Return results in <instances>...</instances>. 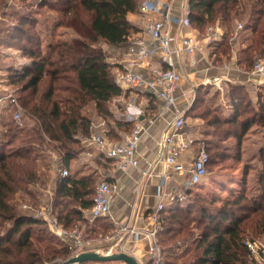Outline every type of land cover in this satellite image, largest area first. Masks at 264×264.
Wrapping results in <instances>:
<instances>
[{
    "label": "trees",
    "instance_id": "trees-1",
    "mask_svg": "<svg viewBox=\"0 0 264 264\" xmlns=\"http://www.w3.org/2000/svg\"><path fill=\"white\" fill-rule=\"evenodd\" d=\"M58 1L62 2L57 10L61 18L54 20L53 26H47L45 30L53 33L58 26H66L76 33L75 38L45 41V30L41 29L36 37L30 38L21 24L23 20L11 27L12 32L4 30V34L10 35V39L19 44V49L32 58L31 63L20 71L10 68L11 83L19 85L18 100L36 119L34 132L40 143L45 141L44 135L47 143L58 144L56 148L62 152L59 155L61 166L69 169L70 163L83 149L79 136L89 137L94 130L92 117L85 114V109L90 105L94 115L105 117L109 113V104L124 95L115 76L121 65L109 61L103 45H128L129 37L138 31L128 20L130 14L138 12V0ZM189 8L194 30L202 33L207 26L214 24L222 29L220 40L212 48L217 60L224 56L231 58V20L249 10L247 28L251 34L237 64L251 71L254 60L264 57V0H189ZM23 37L26 41H22ZM27 45H33V48L29 50ZM59 81L65 86L58 84ZM42 83L44 89H40ZM259 95L257 103L252 104L244 87L230 86L231 117L224 119L217 109L212 110L205 104L203 113L211 117L206 120L207 124L215 127L217 137L232 138L238 148L251 126L264 127V99L261 93ZM199 97L202 96H196L188 112L194 110ZM200 103L206 102L202 100ZM126 125L118 121L115 126L109 124L111 133L107 132L108 137L111 139V135L115 136ZM205 145L208 153L206 142ZM2 149L0 145V264L65 262L75 255L69 248V239L65 238L66 243L62 244L56 242L61 246L58 250L52 248L54 238H44L33 229L40 220L18 214L9 203L10 194L18 188L17 185L25 183L31 176L17 162L27 159L28 149L8 152ZM208 156L207 170L211 164L209 153ZM219 156L215 154L214 159ZM262 159L264 161V154ZM55 184L54 209L58 210L56 216L65 227L79 231L80 226L89 224L91 228H86V233L93 232L94 227L102 233L108 231L110 224L97 225L100 219L90 222L84 215L93 204L96 187L93 174L80 176L72 172L65 177L58 174ZM256 184L257 194L247 196L243 189L233 200L222 202L219 208H208L204 204L196 208V203L189 201L186 204L173 201L165 207L160 213L162 228L157 234L165 263L173 264L176 251L181 249L184 255L182 264H253L243 242L253 239L254 234L264 236V163ZM60 206L62 209H57ZM191 208L198 213L191 214ZM78 223L82 225L78 227Z\"/></svg>",
    "mask_w": 264,
    "mask_h": 264
},
{
    "label": "rangeland",
    "instance_id": "rangeland-1",
    "mask_svg": "<svg viewBox=\"0 0 264 264\" xmlns=\"http://www.w3.org/2000/svg\"><path fill=\"white\" fill-rule=\"evenodd\" d=\"M61 4L62 2H59L58 0H0V40L3 41L0 42V98L5 95H11L18 100L19 85L11 83L12 79L10 78V68H19L20 71L23 69H20L21 67H26V65L30 64L32 61L30 56L26 55L19 49L17 41L14 39L11 40L9 37L10 35L8 36L4 34L6 33L4 30L8 29L12 32L11 27L20 24L19 21L23 20L21 21V24L24 30L27 31V36L34 38L38 35L39 29L43 31L49 26H53L54 20L57 21V19L61 18V14L57 12V10L61 7ZM24 12V17L18 19V17ZM249 16V10L241 12L237 17L231 20V29L233 28V24L235 25L239 22L247 24ZM243 17L245 19L240 21ZM205 31L207 30H204L202 34H205ZM250 34V30L246 27L243 30H240L236 34L235 38L233 37L234 33L231 35V43H234V46L238 49L240 54H243V50L247 47ZM43 36L45 41L51 40L54 42L57 39L75 38L77 35L73 30L66 26H58L55 28L53 33L45 30L43 32ZM22 41H26L25 37H23ZM22 43L25 44L24 42ZM27 46H29L27 47L29 50L33 48V45ZM104 49L108 59H112L114 62L115 60H118L116 57H113L114 53L112 51L109 53L106 48ZM44 83L41 84L40 89L45 88ZM58 84L65 86V83H62L61 81H59ZM199 98L198 102L196 101L197 104L196 102L194 104V110H192V112H188V116L191 119L189 129H193V135H191V137L196 136L195 138L206 142L208 145V153L211 157V164L208 168L207 178L202 181L203 183L199 186V190H197L194 195L192 194L193 196L191 195L188 201L191 204L196 203V208H198L200 204H204V206L206 205L208 208H219L222 202L233 200L237 194L243 191V189L247 196L257 194L256 180L264 163L262 159V154H264V127L257 125L251 126L242 137L241 144L237 148L235 141L232 138L217 137L214 131L215 127L207 124L206 120L211 117H207L206 112L203 113L205 110V104L208 108L210 107V109L215 110L214 108H218L219 102L216 104L214 99H211L210 97ZM202 100H205L206 103L198 104ZM18 102L19 107L21 108V117L18 120L13 119L12 117L13 109L11 111H7L6 113L3 112V110H6L7 107L5 108L3 103H1L0 145L6 152L18 148L28 149V153L26 154L27 159L22 161L17 160V162L20 163L21 169L26 170L27 173L30 172L31 176L28 177V181L24 180L25 183H19L17 185L18 188L10 194L9 203L15 208V211L18 214L31 216L40 220V224L33 227V229H37L39 235L44 238L52 236L54 238V243L51 246L52 248L58 250L61 246L56 242H65V238H67V234L70 232V229H77H68L65 227L56 216L58 210L54 209L55 183L59 170L62 167L59 165V155L62 152L60 149H57L59 146L58 144L51 142L47 143L48 140L44 135L42 138H44L45 141L40 143L38 136L34 132L36 119H34L27 112L19 100ZM108 109L109 113L105 117L96 114L94 115L95 111L92 107L90 109L89 105L85 109V114L92 117L91 121L94 124H99L103 119L106 124L109 123L112 127V125H116L117 120L122 121V114H124L126 110L125 108L122 109V106H118L117 103L115 104L114 102L109 104ZM223 116L230 117L231 115L228 111L226 113L223 112ZM131 125L132 124L130 123L126 126H122L120 131H128ZM109 131L110 130L108 128L107 132ZM110 137L114 141H118L121 138L117 132L115 136L111 135ZM73 146L77 148L76 145ZM258 148H260L259 152H257ZM215 154H220L222 158L219 156L220 159H214ZM53 155H55L53 159H50ZM75 162L76 161H72L70 163V165H72V172L80 165H83L78 161L79 165ZM93 170H91L92 172L90 171V174L96 172ZM94 176L96 185L98 182L105 179L104 177L99 179L97 175ZM230 182H244L245 187L240 191L238 184L229 185ZM212 186L214 189H212ZM205 202H213L214 204L211 206V203ZM62 207H57V209L60 210ZM72 207L73 206H71V208ZM194 210L196 209L191 208V214L198 213V211ZM103 222L110 224V228H108V231L104 233L99 231L98 228H95L94 226L93 232L91 231L89 233L88 231L86 233L85 230L86 228H91L88 227L90 225H82L81 223L77 224L78 227L79 225H82L80 226L79 233L80 238L83 241V245L78 249L77 253H80L85 249L87 252H96L100 255L120 252L130 255L129 247L126 243L124 244V239L121 240L117 236L116 229L115 227L113 228V223L110 218L99 221L97 225L101 223L103 224ZM256 239H264V237H256L254 234L253 240ZM161 247L162 246H160V248ZM175 255L176 257L173 260V264H182L184 259L182 250L180 249L176 251ZM55 261L56 260L43 261L42 264H50ZM81 264L125 263L120 261H89Z\"/></svg>",
    "mask_w": 264,
    "mask_h": 264
},
{
    "label": "crops",
    "instance_id": "crops-1",
    "mask_svg": "<svg viewBox=\"0 0 264 264\" xmlns=\"http://www.w3.org/2000/svg\"><path fill=\"white\" fill-rule=\"evenodd\" d=\"M163 1L165 2L166 9H168V11L174 17H180L183 13L184 6H189V0ZM158 17L159 16L155 12H150L147 15H142L137 12L135 14H130L128 16V20L138 30L135 35L141 36V38L148 45H153V42L146 34L141 33V35L139 32L142 30V23L148 22L149 20H155ZM243 19L245 18L243 17L240 21H243ZM236 24H233V28L231 29L232 34L235 33ZM242 24L243 28L241 30L247 27L246 23ZM208 28L211 30H208ZM205 30H207L205 31V34H200L191 27L182 30L179 27V24L175 22H173L171 26V34L174 37H181L183 35L193 36L200 42V48L195 53L182 54L176 56L175 58V67L180 76L175 96L179 108L185 112L184 115L187 125L186 133L192 142H194L189 150L183 155L186 165L191 163L192 156L195 154L196 143L198 141H202L198 140V138H195L196 136L191 137V135H193V129H189V123L191 122V119L188 116V110L191 108L194 99L198 94H200L202 97H210L211 99H214L216 104L219 102L218 108L214 109H217V111L222 114L224 119L231 117L223 116V112L226 113L228 111L231 115L232 105L230 103L229 96L230 86L244 87L252 104L257 103L260 93L261 98L264 99V80L251 75L250 71L244 70L237 64V60H239L243 54H240L238 49L234 46V43H232L231 46V58L224 56L223 58L217 60L215 55L212 54L213 46L217 41L220 40L222 35V29L218 26V24L209 25ZM238 32L239 31H237V33ZM236 34H234V38ZM208 36H211L212 38L215 36L216 39L208 43ZM174 45L175 43L173 46ZM104 48H106L109 53L112 51L114 53L113 57H116L118 60H120H115L114 62V60L109 59L111 63L118 65L122 64L123 60L125 59L127 45L108 46L104 44L103 49ZM160 66L161 63L158 61V58H152L145 62L143 67H141L140 72L144 75V77L147 78L153 69ZM24 67H21L20 69ZM116 70L117 69H115L114 72H116ZM122 90L124 91V95L112 101L115 104L117 103L118 106H122V109L125 108L126 110L125 113L122 114V121L117 120L118 122L126 123L127 125L131 123L132 127L137 119L145 123H147L149 118L154 119L152 124H147L146 134L143 135L138 148L139 157L145 158L148 162H151V166H148L145 162H140L139 167H127L122 169L115 164H110V162L105 164L97 158L91 162H87L86 164L81 163L76 158L73 159V161H76L75 163L78 164L79 162L85 166L80 165L73 172L80 176H86L90 174L91 170L94 169L93 171L96 172H94L93 175H97L99 179L104 177V180L116 185V191L113 194L111 200L109 215L98 219L101 221L110 218L111 222L113 223V228L115 227L116 229L117 236L121 240L124 239V244L126 243L129 247L130 255L134 257L139 264H150L147 237L145 235H140L139 239L135 240L133 232L152 228L153 223L151 221V214L155 210L159 201V197L157 196L158 186L164 183L167 192L186 190V193L188 192V194L191 196L192 194L194 195L197 190H199V186L203 182L190 187L187 185L186 187V181L184 180L185 178L179 177L174 173L170 172L167 174V176H165V178L162 177L166 169L162 162H156V158L159 154L157 142L160 138L162 130L166 126V123L171 121L172 113L170 110H165V112L160 116V113L164 109V104L162 101L140 91L130 89ZM140 110L142 114H139ZM92 124L94 129L93 133L101 131L102 129H104L106 132L108 131L109 123L106 124L103 119L99 124H94L93 122ZM126 132L119 130L117 133L119 134V137H121L120 135ZM80 141L81 144L84 145L81 138ZM259 150L260 148H258L257 152H259ZM54 156L55 155L51 156L52 158L50 159H53ZM59 165H61V162H59ZM71 169L72 165H70L68 169L70 174L72 173ZM147 169L152 171L153 174L146 175L145 171ZM235 184H238L240 191L245 187L244 182L229 183V185ZM212 189H214L213 186ZM173 201L174 200L170 197V195H168L164 199L165 207L170 206ZM187 202L188 200L183 204H186ZM84 215L88 218L89 210L84 211ZM120 227H125L126 230L119 231ZM256 240L264 241V239ZM253 264H264V258L263 260H253Z\"/></svg>",
    "mask_w": 264,
    "mask_h": 264
},
{
    "label": "built area",
    "instance_id": "built-area-1",
    "mask_svg": "<svg viewBox=\"0 0 264 264\" xmlns=\"http://www.w3.org/2000/svg\"><path fill=\"white\" fill-rule=\"evenodd\" d=\"M138 12L142 15L155 12L159 16L155 20L142 23V30L139 32L140 34H146L153 42V45H148L141 36H130L125 52V59L121 64V69L115 75L116 82L121 89L140 91L162 101L164 109L160 113V116L165 110H170L172 119L166 123L157 142L159 154L156 162H162L165 166L166 170L162 177L165 178L171 172L179 177L185 178L186 187L187 185L189 187L195 186L202 183L208 175L207 165L209 156L205 142L198 141L191 163L186 165L183 158V155L194 142H192L186 133L185 112L179 108L175 96L180 79L175 67V58L178 55L195 53L200 48V42L193 36L183 35L181 37H174L171 34L173 22L178 23L182 30L191 27L189 17L190 8L188 5L184 6L182 15L180 17H174L166 9L163 0H138ZM235 27L234 34L243 28V24L239 22ZM208 30L211 29L208 28ZM214 39H216L215 36L213 38L208 36V43L214 41ZM174 43L175 45L173 46ZM152 58H158L161 66L153 69L146 78L140 72V69L145 62ZM250 74L264 80V57L254 60ZM1 103H3L5 108L7 107L3 112L6 113L13 109V119L18 120L21 117V108L19 107L17 98L11 95H5L0 98V108L2 107ZM139 114H142L141 110ZM153 122L154 119L151 118L147 120V123L137 119L134 125L126 133L121 135L119 141L110 139L104 129L93 133L89 137L79 136L84 145L76 158L83 164L97 158L105 164L110 162V164H115L122 169L139 167L140 162H145L148 166H151V162L139 157L138 148L143 135L146 134L147 124H152ZM59 174L65 177L68 176L69 171L67 168L62 167L60 168ZM145 174L152 175L153 173L147 169ZM115 191V184H111L106 180H101L97 183L94 190L93 204L89 209L88 218L90 221L109 215L111 200ZM168 195L174 201L181 204L186 202L190 197V194L188 192L186 193V190L167 192L164 183L159 185L157 188L159 201L151 214L152 228L133 232L135 240H138L140 235L147 237L148 255L151 264H166L164 252L158 243L157 234L162 228L160 213L165 208L164 199ZM124 230H126L125 227L119 228V231ZM67 238L69 239V248L73 249L74 254L77 255L78 249L83 245L79 231L77 229L71 230L68 232ZM243 244L246 246L253 260H263V240L246 239Z\"/></svg>",
    "mask_w": 264,
    "mask_h": 264
},
{
    "label": "water",
    "instance_id": "water-1",
    "mask_svg": "<svg viewBox=\"0 0 264 264\" xmlns=\"http://www.w3.org/2000/svg\"><path fill=\"white\" fill-rule=\"evenodd\" d=\"M110 262V261H120L125 264H139L137 260L126 253H108L105 255H100L96 252H80L77 255L72 256L68 260L60 264H81L85 262Z\"/></svg>",
    "mask_w": 264,
    "mask_h": 264
}]
</instances>
